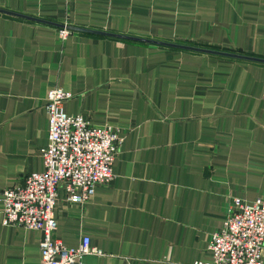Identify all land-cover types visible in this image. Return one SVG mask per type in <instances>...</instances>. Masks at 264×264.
<instances>
[{
    "label": "crops",
    "instance_id": "1",
    "mask_svg": "<svg viewBox=\"0 0 264 264\" xmlns=\"http://www.w3.org/2000/svg\"><path fill=\"white\" fill-rule=\"evenodd\" d=\"M0 8L54 22L0 11V188L43 168L44 100L61 86L72 93L67 112L124 137L114 177L85 203L59 188L53 237L71 246L87 235L102 253L81 264L210 259V234L231 198L264 196V62L76 29L61 38L56 23L264 57V0H0ZM1 207L0 264H40L42 231L3 225Z\"/></svg>",
    "mask_w": 264,
    "mask_h": 264
},
{
    "label": "built area",
    "instance_id": "2",
    "mask_svg": "<svg viewBox=\"0 0 264 264\" xmlns=\"http://www.w3.org/2000/svg\"><path fill=\"white\" fill-rule=\"evenodd\" d=\"M64 38L68 29L60 27ZM72 93L61 86L45 96L48 142L41 148L43 168L26 173L23 181L0 188L3 225L40 229V264H71L85 254H101L83 235L76 245L53 237L59 188L66 200L83 204L96 183L114 177L113 162L124 135L112 124L95 125L80 113H70L64 100ZM208 260L192 264H264V196L231 198L222 224L210 234Z\"/></svg>",
    "mask_w": 264,
    "mask_h": 264
},
{
    "label": "water",
    "instance_id": "3",
    "mask_svg": "<svg viewBox=\"0 0 264 264\" xmlns=\"http://www.w3.org/2000/svg\"><path fill=\"white\" fill-rule=\"evenodd\" d=\"M0 11L19 14L21 16L36 19L39 21L54 23L51 20H46V19H42L39 17L27 15V14H21V13L6 10L3 8H0ZM56 24L59 25L60 27L64 26L67 29H76V30H82V31H87V32H94V33L105 34V35L119 37V38L132 39V40H138V41L158 44V45L171 46V47L195 50V51H199V52H206V53H211V54L230 56V57H234V58H242V59H249V60H256V61L264 62V57L240 53V52H235V51L221 50V49H216V48H211V47H206V46H199V45H194V44L175 42V41H171V40H164V39L152 38V37H147V36L118 33V32L94 29V28H89V27L72 26V25H68V24H64V23L63 24L62 23H56Z\"/></svg>",
    "mask_w": 264,
    "mask_h": 264
},
{
    "label": "rangeland",
    "instance_id": "4",
    "mask_svg": "<svg viewBox=\"0 0 264 264\" xmlns=\"http://www.w3.org/2000/svg\"><path fill=\"white\" fill-rule=\"evenodd\" d=\"M149 37H164V38L171 39V40L174 39V40H178V41L191 42V43H194V45H196V44L205 45L202 43V41L197 40L198 42H196V41H194L195 38H189V37H184V36H173V35L171 36L170 35V36H149ZM199 46H201V45H199Z\"/></svg>",
    "mask_w": 264,
    "mask_h": 264
},
{
    "label": "trees",
    "instance_id": "5",
    "mask_svg": "<svg viewBox=\"0 0 264 264\" xmlns=\"http://www.w3.org/2000/svg\"><path fill=\"white\" fill-rule=\"evenodd\" d=\"M180 42V41H179ZM183 43H188V44H193V43H191V42H184V41H182ZM208 47H213V46H209V45H207Z\"/></svg>",
    "mask_w": 264,
    "mask_h": 264
}]
</instances>
